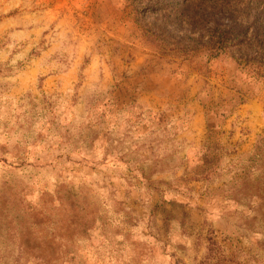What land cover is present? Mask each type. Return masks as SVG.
<instances>
[{"label": "clouds", "instance_id": "clouds-1", "mask_svg": "<svg viewBox=\"0 0 264 264\" xmlns=\"http://www.w3.org/2000/svg\"><path fill=\"white\" fill-rule=\"evenodd\" d=\"M0 264H264V0H0Z\"/></svg>", "mask_w": 264, "mask_h": 264}]
</instances>
